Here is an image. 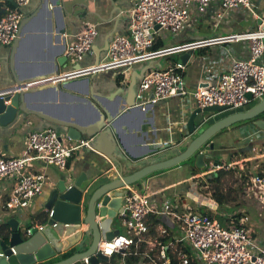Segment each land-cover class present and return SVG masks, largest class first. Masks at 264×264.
Returning a JSON list of instances; mask_svg holds the SVG:
<instances>
[{"label":"crops","instance_id":"obj_1","mask_svg":"<svg viewBox=\"0 0 264 264\" xmlns=\"http://www.w3.org/2000/svg\"><path fill=\"white\" fill-rule=\"evenodd\" d=\"M55 1L31 0L30 6L25 10V19L19 36L22 43L0 48V63L2 64L0 90L12 87L15 81L26 83L38 78L54 76L61 54L64 55L67 47L76 40V36L90 26H95L99 35L95 40L93 53L86 57L87 65L83 67L82 63L80 64L83 68L96 65L98 54H101L102 59L108 50L109 45L107 44H110L115 37L128 36L130 33L131 0H61L59 8ZM253 3L252 10L233 11L222 22L215 18L216 6H211L207 14L195 15L180 34L170 35L171 39L168 34L164 36V38L167 37L164 40V47L161 48V50H167L164 56L156 58L149 56L126 69L106 70L92 75L91 93L86 92L85 82L76 84L64 82L62 91L50 89L44 92L41 90L37 97L29 100V103L41 115L60 123L73 119L92 122L97 117V111L91 103L95 104V107L102 113L114 110L119 101L122 106L123 100L131 96L128 88L133 77L142 73L153 62H157L154 66L156 68L168 69L172 61L179 62L180 56L189 51L192 55L185 71L188 90L192 92L198 87H205L207 85L205 74L208 68L213 67L224 72L233 61L250 58V44L247 35L249 32L264 30V24L259 26L260 18H264V0H254ZM122 12L125 13L122 14ZM62 29H64V34H61ZM182 46H189L190 50L182 53L171 52ZM59 70L63 72L64 68L61 67ZM141 79L142 77H139L137 86ZM144 98L145 101L149 100L151 94H146ZM190 98L173 97L157 105H150L144 110H134L126 114L114 128L117 145L115 156L121 161H129L132 158L144 161L143 159L150 154L165 149L166 147L161 146L164 142H168L170 146L182 142L180 150L188 146L197 136H190L187 128L189 117L198 108L192 96ZM256 105L257 102H250L240 112L249 111ZM228 114L209 115V121H218ZM49 127L57 130L67 146L77 141L67 137V129L31 115L27 118H20L12 126L5 128L0 126L1 154L5 157L23 156L28 147L29 133ZM185 138L187 140H184ZM211 143L214 144L213 150L209 153L212 159L208 161L209 167L206 169H210L211 164L217 161L219 164H226L225 168L238 166L249 170L250 175L264 173V131L256 128L254 122L238 123L223 130L211 139ZM115 146L113 145V148ZM207 148L209 149V146ZM166 157L165 154L160 156L162 159ZM153 158L152 162L159 160L156 157ZM191 166L195 169L194 172L189 170ZM112 168L115 169L105 156L82 151L72 158L66 172L74 177L86 173L90 178H94L106 175ZM29 170L31 173L44 174L47 177L42 195L36 198L31 206L32 212L50 214L44 206L51 190L62 178V173L58 172L54 175L49 171V167L44 169V164L40 161L33 162ZM160 173L152 179H145L141 187L137 188L132 185L129 189L150 195L154 202L160 200L158 193L162 191L172 197L179 196L183 200L188 197L194 202L192 209L188 207L192 212L201 211L202 206L211 208V199L203 196L201 198L198 191L197 179H200L201 173L196 169L195 161L191 160L182 166ZM13 188L14 184L9 180L4 181L0 187V220L4 223L11 218L17 219L15 215L9 213L2 217L5 204ZM238 207H242L250 219L251 205L244 203ZM228 210L222 213L233 211L229 207ZM17 212L20 216L27 215L23 210ZM257 220L258 218H256L257 224H252L250 219L247 227L253 236L262 235L264 237V222L261 219ZM39 225H44V223L38 222L35 225L27 223L26 227ZM22 226L21 223V228ZM85 229L86 227L83 226L82 230ZM104 230L103 241H106L112 238V232L120 231L121 233L125 231V228L119 219V226L117 224L113 231L108 232L107 228ZM113 262L124 264L123 259Z\"/></svg>","mask_w":264,"mask_h":264},{"label":"built area","instance_id":"obj_2","mask_svg":"<svg viewBox=\"0 0 264 264\" xmlns=\"http://www.w3.org/2000/svg\"><path fill=\"white\" fill-rule=\"evenodd\" d=\"M2 1L10 2L0 0ZM11 1L17 7L10 2L12 6H6V13L0 18V48L13 45L19 38L25 10L31 4V0ZM253 1L131 0L129 35L115 37L98 66L83 68L80 64L93 53V46L99 35L95 26L84 29L64 54L68 59L67 67H71V70L60 76L68 75L72 79H79L90 73L126 69L149 56H164L167 50L153 51L157 33L163 34L162 37L166 34L178 35L195 15L207 14L213 5L216 6V20L222 22L233 11L252 10ZM260 20L264 24V18ZM157 26L160 27L158 31ZM247 38L250 44L248 60L233 61L224 72L208 68L205 74L207 85L192 92L186 84V65L183 63L177 62L168 69L153 67L145 73L136 87L137 105L144 110L173 97L187 99L192 96L198 108L220 106L228 107L230 113H238L250 102L260 103L264 98V30L249 32ZM188 50L189 46H182L171 52L182 53ZM1 67L0 63V70ZM148 93L151 98L145 101L144 97ZM249 93L253 96L252 100L247 98ZM28 141L27 150L21 157H5L0 152V187L7 180L14 184L5 204L6 210L28 209L42 195L47 177L30 172L33 162L40 161L67 171L76 154L87 149L93 150V139H81L67 146L53 127L30 132ZM161 146L168 147L170 144L164 142ZM224 168L220 164L214 168L212 163L211 168L206 169L199 178L205 179ZM254 181L264 196V173L256 175ZM163 192L158 193L160 200L154 202L150 195L129 189L117 211V218L121 220L125 231L109 240H102L97 253L110 259L121 253L124 256L141 255L148 260L146 264H173V259L181 264H191L190 256L196 264H264V237L253 236L247 227L249 216L242 207L220 214L226 219L237 217L235 223L230 220L228 226H223L215 217L190 211L186 203L177 199L179 196L172 197ZM210 202L211 208L217 213L219 206L212 199ZM153 218L161 220L155 226V232L151 228ZM3 223L0 220V224ZM43 227L44 225L28 227L24 233L30 236L32 228L42 230ZM169 231L175 232V235L164 245L160 238L168 235ZM84 262L90 264L87 258Z\"/></svg>","mask_w":264,"mask_h":264},{"label":"water","instance_id":"obj_3","mask_svg":"<svg viewBox=\"0 0 264 264\" xmlns=\"http://www.w3.org/2000/svg\"><path fill=\"white\" fill-rule=\"evenodd\" d=\"M9 1L14 7H17L16 3ZM55 4L59 8L61 0H56ZM262 25L263 21L260 20L259 26ZM159 29L160 27L157 26L156 30ZM64 33V29H62L61 34ZM15 43L21 44L22 41L18 38ZM191 55V51L187 52L180 57L179 62L187 65ZM67 61V57L61 54L57 61L54 76L38 78L26 83L15 81L12 87L1 91L0 126L5 128L16 124L20 118H27L31 115L37 116L46 122L67 129V137L72 140L93 139V150L84 151L105 156L115 169H110L102 177L96 176L94 178H90L86 173H82L78 177L69 173L64 175L56 187L51 190L44 206V209L50 213L44 227L42 230L32 228L30 236L21 230V223L17 219H9L7 225L10 228V237L8 240L0 237V264H85L86 258L90 264L112 262L113 260L109 257L97 253V250L100 242L104 239V229L107 228V231L111 232L112 223L117 218V211L121 208L122 201L129 192L131 185L150 178L161 171L182 166L191 160L196 162V169L204 174L208 161L212 159L209 154L210 150L214 148V144H210L211 139L223 130L238 123L253 121L264 114V98L249 111L230 113L215 122L209 121V115L228 113V107L197 108L192 112L187 123L190 136H197L188 146L180 150L182 142L175 143L173 146L152 153L143 159L148 161L147 163L135 158L129 161H121L115 156L117 145L114 138V128L126 114L134 110L141 111L142 106L137 105L136 102L137 81L139 77L143 78L147 71L157 65V62L151 63L142 73L133 77L128 88V93L131 96L123 100L122 106L120 105L121 101H119L114 110L105 111V114L99 111L95 104L91 103L97 111V117L94 121L82 122L73 119L60 123L38 113L29 103V100L37 97L41 90L44 92L50 89L62 91L64 82L75 84L85 82L86 92L91 93V76L98 72L90 73L88 75L90 77L85 76L79 79H72L68 75L66 77L60 76L61 73L67 72L65 70L68 68ZM100 61L101 54L99 53L97 66ZM61 67L64 68L63 72L59 70ZM63 78L65 79L63 80ZM247 98L252 100V94L249 93ZM254 126L264 131V119L255 120ZM113 145L116 146L113 148ZM163 154L167 155L164 159L160 158ZM153 157L159 160L152 162ZM218 165L219 163L214 161L213 167ZM189 170L194 172L195 169L191 166ZM214 174L215 177L218 175L217 173ZM213 175L206 178L211 180ZM196 195L200 197L199 194ZM83 226L86 227L85 230H82ZM119 234L120 231L112 232V237Z\"/></svg>","mask_w":264,"mask_h":264},{"label":"trees","instance_id":"obj_4","mask_svg":"<svg viewBox=\"0 0 264 264\" xmlns=\"http://www.w3.org/2000/svg\"><path fill=\"white\" fill-rule=\"evenodd\" d=\"M10 5L11 3L8 1L0 2V18L3 17L6 13L5 11L6 6H10ZM163 47H164V41L163 42L155 41V46L153 48V51L161 50V48ZM202 52L203 51H201V53ZM176 63H177L176 60L172 61L170 64V67H173ZM220 165L225 166L226 164H220ZM248 171L246 169H241L238 166L229 167L228 169H222L217 173L218 175L216 177L214 176L215 175L214 174L211 180L208 178L197 179L198 191L201 194V196L212 199L221 209H225V208L227 209L228 206L238 207L241 205V203L239 202L240 195L238 191V185L240 182H242L243 184L244 183L246 184L250 176ZM229 175L235 178V183H237V185L235 186L225 185V182H226L225 179ZM198 211L199 210H196V212L194 213H198ZM204 214H207L210 217L213 216L212 213H204ZM47 217H48V214H40L39 219L36 223L38 222L40 224L45 223ZM216 219H218L220 223L224 226L225 222L230 223L231 221H233L235 223L237 220V217L233 216L230 219H226L220 215V217H216ZM160 222L161 220L159 218H153L151 220V228L153 232H155V226L159 224ZM174 235H175V232L169 231L168 235L160 238L161 243L164 245L169 243V241L173 239ZM0 236L6 240L9 239L10 228L7 225V223L0 224ZM183 250H185V252L188 253L187 249H185L184 247H183ZM189 258L191 260V264H196L191 256ZM122 259L124 260L125 264H146L148 263V260H146L143 256L134 255V254H127L126 256H124L121 253L112 258L113 261H121ZM113 261L109 263H104V264H116L117 263V262L114 263ZM173 264H181V263L178 260L173 259Z\"/></svg>","mask_w":264,"mask_h":264},{"label":"rangeland","instance_id":"obj_5","mask_svg":"<svg viewBox=\"0 0 264 264\" xmlns=\"http://www.w3.org/2000/svg\"><path fill=\"white\" fill-rule=\"evenodd\" d=\"M172 36V35H171ZM170 35L168 36L169 38L171 37ZM163 39H164V37H162V34L161 33H157L156 34V36H155V41L156 42H158V41H161V42H163ZM171 39V38H170ZM177 57V56H176ZM181 57V56H180ZM87 62H88V60H87V58L82 62V65H83V67H85V65H87ZM67 72L68 71H70L71 70V67H68V68H66L65 69ZM229 114H230V112H228ZM215 114H217V113H215ZM221 114H223V113H221ZM262 119H264V114H262V115H260L257 119H255V120H262ZM255 120H253V121H247V122H254ZM17 126V125H16ZM51 165H45L44 164V169H46L47 167H49V171L50 172H52L54 175H57L58 174V172H60V174L62 173V177L64 176V175H67V172L66 171H63V170H61V169H59V168H57V167H55V166H51ZM54 167V168H53ZM56 168V169H55ZM229 167H226V168H224V169H228ZM48 170V169H47ZM162 172H164V171H161V173ZM48 173V172H47ZM46 173V174H47ZM160 173V174H161ZM158 174V173H157ZM156 175V174H155ZM154 175V176H155ZM255 176L256 175H254V174H252V175H250L249 176V178H248V181L246 182V184L244 183H242V182H240L239 183V185H238V191H239V195H240V200H239V202L243 205L244 203H248V204H250L251 205V208H252V210H251V215H250V219H251V222H252V224L253 223H256L257 224V222H256V218H258V220L259 219H261L263 222H264V196H262L261 195V193H260V187H259V185H257L256 183H255V181H254V178H255ZM152 178H154L153 176H151L150 178H147L146 180H149V179H152ZM245 178V177H244ZM145 180V179H144ZM144 180L143 181H141V182H139V183H136V184H134V186H136L137 188H139V187H141V185H143V183H144ZM246 180V179H245ZM225 185L226 186H235V185H237V183H235V178L234 177H231V175H229L226 179H225ZM132 186V185H131ZM139 193V192H138ZM179 201H182L183 203L184 202H186L187 203V206L189 207V208H193V205H194V202L190 199V198H188V197H186L184 200L181 198V197H178L177 198ZM230 209H233V210H236L237 209V207L236 206H228ZM191 209H189L190 211H191ZM229 211L228 210V208L226 209H221L220 207H219V210L217 209V213L215 212V210L214 209H212V208H209V207H206V206H202V209H201V211L199 212L198 211V213H212L213 214V216L212 217H220V214H222V211ZM23 212L24 213H27V215H22V216H20V215H18L17 213V211L16 210H6L5 209V211H4V213L2 214V217H4V216H6L8 213L9 214H11V215H15L16 217H17V219L23 224V226H22V230L24 231L26 228V226H27V223H30V224H33V225H35L36 224V222L38 221V219H39V216H40V214H36V213H33L32 212V209H31V207L30 208H28V209H24L23 210ZM1 215V214H0ZM29 216H31V218H33L32 220H31V218L29 217ZM9 217H11V216H9ZM8 217V218H9ZM257 220V221H258ZM115 222H114V225L111 227V231H113L114 230V227L118 224V226H119V219L118 218H116L115 220H114ZM224 225H229L228 224V222H225V224Z\"/></svg>","mask_w":264,"mask_h":264},{"label":"clouds","instance_id":"obj_6","mask_svg":"<svg viewBox=\"0 0 264 264\" xmlns=\"http://www.w3.org/2000/svg\"><path fill=\"white\" fill-rule=\"evenodd\" d=\"M209 165H207V167H208Z\"/></svg>","mask_w":264,"mask_h":264}]
</instances>
